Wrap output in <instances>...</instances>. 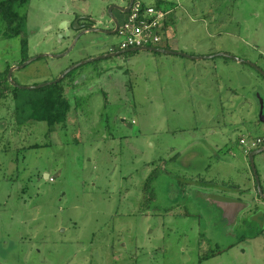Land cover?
Here are the masks:
<instances>
[{
    "label": "rangeland",
    "instance_id": "374dc122",
    "mask_svg": "<svg viewBox=\"0 0 264 264\" xmlns=\"http://www.w3.org/2000/svg\"><path fill=\"white\" fill-rule=\"evenodd\" d=\"M163 1L169 46L215 56L141 50L82 65L71 71L74 81L84 74L81 91L53 132L17 124L11 94L1 99L0 264H264V198L238 140H264V0ZM107 2L31 0L30 57L65 51L77 29L55 33L76 14L112 26ZM120 39L83 34L67 56L40 57L12 79L53 80ZM19 40L0 38V72L20 64ZM254 160L264 193V151ZM220 197L247 204L228 211Z\"/></svg>",
    "mask_w": 264,
    "mask_h": 264
},
{
    "label": "trees",
    "instance_id": "16d2710c",
    "mask_svg": "<svg viewBox=\"0 0 264 264\" xmlns=\"http://www.w3.org/2000/svg\"><path fill=\"white\" fill-rule=\"evenodd\" d=\"M30 1L31 0H0V38L13 39L20 37L19 43L22 55L19 63L24 62L30 57L28 38L25 35L23 36V34H26L28 20L26 7ZM163 2V0H158L155 5L156 7L167 10L163 5ZM141 3L147 4L145 1H141ZM170 22L171 19L169 16L166 18L163 24V30H165L164 38L166 39L164 42H166V45L159 44V47L173 49L171 46H169L170 41L167 38ZM9 68L10 65L8 64L5 70L0 72V101L2 98L11 94L15 101V116L17 119V124H25L29 121L35 120L45 121L49 125L50 131L52 130L53 132V129L58 124H64L66 120H68V114L72 108V105L69 98L67 97V94L69 88L74 87V78H72V72L68 73L62 79V81L58 83L50 84L38 89L26 90L30 91L31 94L28 97H23L21 96V92L24 89L12 85L8 79ZM62 71L63 70L60 72ZM67 77H69V79L64 82V79ZM258 137L259 136H256L255 138ZM238 140L240 143V136ZM263 145L264 140L260 142L259 146L261 147ZM38 146L40 145L34 144L31 145L30 148H35ZM158 174V169H155L147 177L143 186L144 191L150 190L151 182L158 176ZM201 181L202 179L200 182ZM152 197L153 194H151V198Z\"/></svg>",
    "mask_w": 264,
    "mask_h": 264
},
{
    "label": "water",
    "instance_id": "95a60500",
    "mask_svg": "<svg viewBox=\"0 0 264 264\" xmlns=\"http://www.w3.org/2000/svg\"><path fill=\"white\" fill-rule=\"evenodd\" d=\"M135 0H129L128 2V5L125 7L124 5H121V4H118V3H114L112 5L109 6L108 8V14L110 16V22L111 23H114L115 25H118V17L116 14H114V10H117L119 12H124V13H128L130 12L131 10V7L133 5ZM103 18V17H102ZM90 21H92L93 23H102V19H90ZM66 24V22H63L62 23V26L64 27V25ZM74 28L76 29H80L81 26L78 25L77 23V20L75 21L74 23ZM90 32H103L104 34H114L115 31H110V30H106V29H101V28H96V27H91L89 25H87V28L85 29H82L75 37H74V41L73 43L63 52L61 53H52V52H46V53H40V54H37V55H34V56H31L29 57L27 60H25L24 62L20 63V64H15L13 66H11L9 68V71H8V79L9 81L11 82L12 85L16 86V87H19L21 89H38V88H42L44 86H47V85H50V84H54V83H58L60 81H62V79L68 74L70 73L72 70L82 66V65H85L87 63H91L93 61H96V60H100V59H103V58H106V56H94V57H89V58H86V59H82L76 63H73L72 65H70L68 68H66L65 70H63L60 75L53 79V80H50V81H45L41 84H36V85H32V86H24V85H20L16 82H14V80L12 79V74H13V71L16 70V69H19V68H23V67H26L28 64H30L31 62H33L34 60L40 58V57H44V56H49V57H55V58H59V57H64V56H67L70 51L73 49V47L75 46V44L77 43L78 39L83 35V34H87V33H90ZM65 35H70V29L68 27H66V34ZM62 36V35H61ZM60 41V40H59ZM141 50H148V51H154L156 53H166V54H175V55H181V56H186V57H190V58H195V59H202V58H211L215 55H210V56H194V55H191V54H188L184 51H179V50H174V49H169V48H163V47H159V46H138V47H132V48H128L124 51H121V53H125V52H132V51H141ZM119 52H116V53H113L114 55H117ZM217 55H221V56H225V57H231V58H234L238 61H245L243 59H240V58H237V57H234V56H231L227 53H218ZM110 57V56H108ZM253 66H256L255 64L251 63V62H247ZM260 71L264 74V72L260 69ZM83 76L82 75L78 80H82L83 79ZM85 78V77H84ZM76 79V81H74V85H78L79 81ZM87 80V76H86V79L85 81ZM84 81V82H85ZM264 119V117H263ZM264 151V145L259 147L258 149H255L253 151H251L249 154H248V158H249V162H250V165H251V168H252V171H253V174H254V177H255V182H256V186H257V191L260 195H262V197L264 198V193L262 191V188H261V185H260V176L258 174V171H257V168H256V164H255V160H254V157L256 154L258 153H261ZM48 174H46V177L48 178ZM221 198V197H220ZM213 201H215V196H212ZM221 199H224L223 203H222V206L223 208H225L226 206L228 207V205H233L234 207L236 206L235 204L238 205V201L235 200V199H232V198H221ZM234 203V204H233Z\"/></svg>",
    "mask_w": 264,
    "mask_h": 264
},
{
    "label": "built area",
    "instance_id": "2783aa9c",
    "mask_svg": "<svg viewBox=\"0 0 264 264\" xmlns=\"http://www.w3.org/2000/svg\"><path fill=\"white\" fill-rule=\"evenodd\" d=\"M169 14V10L135 0L130 12L121 24L123 39L120 47L126 49L138 46H158L166 40L163 24ZM241 142L245 145L249 144L248 148L252 149L258 146L261 140L250 142L243 138Z\"/></svg>",
    "mask_w": 264,
    "mask_h": 264
},
{
    "label": "flooded vegetation",
    "instance_id": "af4514ba",
    "mask_svg": "<svg viewBox=\"0 0 264 264\" xmlns=\"http://www.w3.org/2000/svg\"><path fill=\"white\" fill-rule=\"evenodd\" d=\"M107 6L106 8H109L110 5L114 4V3H118V4H121V5H124L125 7L128 5V4H124V1L125 0H107ZM105 10V9H104ZM104 10H99L100 13H102L101 16H104L106 14V12H104ZM118 17V16H117ZM90 19H99L97 17H94V16H91V14H87V13H79V14H76L74 15V17L71 19V20H68V21H64L66 22V24L64 25V27L62 29H57V32L55 34H59L60 35V38L63 37L65 35V31H66V27H68L70 29V35L68 36H71L72 35V32H73V29H74V23L75 21L77 20V23L78 25L81 26L80 29H77L75 30V33H74V37L82 30V29H85L87 28V25L91 26V27H96V28H101V29H106V30H110V31H115L114 34H117V36L119 38H121L120 40L122 41L123 39V35L121 33V20L120 18L118 17V25H115L114 23H112V26L108 27V26H99L97 23H93L92 21H90ZM61 31V32H60ZM103 33V32H101ZM104 34V33H103ZM62 35V36H61ZM48 36V35H47ZM67 36V35H66ZM73 37V36H72ZM94 41V40H93ZM121 43V42H120ZM108 47V46H107ZM128 49V48H126ZM126 49H123L120 47V44L118 46L116 45H113V46H109L108 48H105L101 51H99L97 54H93V55H88L86 56L84 59L86 58H89V57H94V56H106V58H103V59H100V60H97L98 62L99 61H102L104 59H111L113 57H116V58H121V59H124L125 61L126 60H129V58L126 56V57H121L123 53H121V51H124ZM116 52H119L117 55H114L113 53H116ZM110 56V57H108ZM83 59V58H82ZM98 65H101V64H98ZM121 64H118L116 65V68L117 67H120ZM98 67V66H97ZM103 68V66H102ZM102 68H97V71L100 73V71L102 70ZM96 72V71H95ZM101 74V73H100ZM93 77V79L95 78V76H91ZM92 79V80H93ZM260 146L258 145L257 147H255L254 149H252L251 151L255 150V149H258ZM250 151V152H251ZM249 152V153H250ZM255 158V157H254ZM256 189H257V186H256ZM246 192V191H245ZM240 199V198H239ZM235 199L238 201V205L235 204L236 206L234 207L233 205H228V207L226 206L227 210L228 211H232V210H236L237 208L238 209H242L244 208V206H246L247 202L246 203H243V200L242 199ZM234 204V203H233ZM241 204L243 206H241ZM241 210V211H242ZM263 232V228L261 229V233ZM246 238H248V236H243V240H246Z\"/></svg>",
    "mask_w": 264,
    "mask_h": 264
},
{
    "label": "crops",
    "instance_id": "0c3cea01",
    "mask_svg": "<svg viewBox=\"0 0 264 264\" xmlns=\"http://www.w3.org/2000/svg\"><path fill=\"white\" fill-rule=\"evenodd\" d=\"M174 49V48H173ZM177 49V48H176ZM84 75V74H83ZM85 83V82H84ZM93 87H90L89 89L91 90ZM71 90H72V92H71ZM76 91H81V88L80 87H78V85H74V87L73 88H69V91H68V95H70L68 98H70L69 100H70V103H71V99H72V96L73 95H76L77 94V92ZM71 92V93H70ZM72 105V104H71Z\"/></svg>",
    "mask_w": 264,
    "mask_h": 264
}]
</instances>
